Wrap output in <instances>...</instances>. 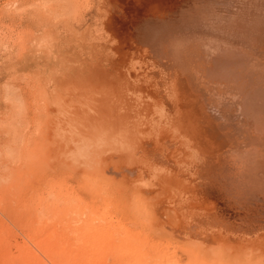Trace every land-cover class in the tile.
I'll use <instances>...</instances> for the list:
<instances>
[{
  "label": "rangeland",
  "instance_id": "obj_1",
  "mask_svg": "<svg viewBox=\"0 0 264 264\" xmlns=\"http://www.w3.org/2000/svg\"><path fill=\"white\" fill-rule=\"evenodd\" d=\"M248 1L0 0V264H264V203L240 211L256 230L245 240L219 222L237 207L214 216L197 187L240 171L252 187L264 168L245 125L256 107L264 120V32L224 38L247 49L253 70L237 47L229 55L250 79L220 76L221 54L198 48L207 27H178L169 44L147 31L196 2L211 26L264 15V0Z\"/></svg>",
  "mask_w": 264,
  "mask_h": 264
},
{
  "label": "bare ground",
  "instance_id": "obj_2",
  "mask_svg": "<svg viewBox=\"0 0 264 264\" xmlns=\"http://www.w3.org/2000/svg\"><path fill=\"white\" fill-rule=\"evenodd\" d=\"M162 1V0H161ZM248 1V0H247ZM250 1V0H249ZM249 1L247 2V3H249ZM258 1V0H257ZM164 2V1H163ZM169 2V1H168ZM186 2H187V0H186ZM245 2H246V0H245ZM244 2V3H245ZM252 2H253V0H252ZM259 2V1H258ZM260 3V2H259ZM262 3V2H261ZM164 4V3H163ZM251 4V3H250ZM253 4V3H252ZM244 5V4H243ZM259 5V4H258ZM162 6V5H161ZM251 6V5H250ZM255 6V5H254ZM177 7H178V5H177ZM182 6H180L179 5V8H177L176 10L174 9V11H164V12H162V10H161V13L159 14V16L157 17V18H152V19H150V22H153L152 24V27L149 29V30H147L149 33L148 34H150L149 36L151 37V36H154L153 38L151 37V38H149V39H152L153 41H157V44L158 43H168L169 44V42H171L169 39H171V38H168V37H170L171 36V33H175L176 32V28H181V29H183V30H188V28H190V27H192V28H196V30L197 31H199V30H201V29H204V27H207L208 28V30H210V32H211V34L213 33L214 34V36H211L212 37V41L211 42H207V43H205L204 42V38H201V36L200 37H197V36H195V37H197V40L199 41V40H202V42H201V44L203 45V46H198V48H201V51L202 52H204V53H206V54H208V51L209 52H211L210 53V55H211V57H215V56H212V55H215L216 53H217V55H216V57L217 56H219L220 54H221V58H213L214 59V62L216 63V62H219L220 61V63H225V69H222L221 71H223V72H221L220 71V73H219V71H217L219 74H221L220 76L222 77V76H224V75H227V74H229L230 76H231V78L232 77H234L235 78V75L237 74V69L239 68V71L240 72H242V73H238V75L240 74L241 76H242V74L243 75H245V71H246V73H247V71H250L249 70V68L251 67L252 68V70L253 69H255V67L253 66L254 64L252 63V61L251 62H249V61H247L248 59L247 58H249V56H247V57H245L246 55H244L243 56V54L245 53L246 54V50L247 49H245L244 50V53L242 52L243 51V49L241 48V47H239V48H241V49H238V44H239V41H235V42H238V43H234V42H230L229 40H228V42H226V41H224L225 39L224 38H226V37H232L234 34L235 35H237V36H241V35H249V37L252 35L251 33H254L253 32V30L255 31H260L261 33H263L264 32V15L263 16H261L260 14H258V12H257V16H255L254 15V13H253V11H251L252 13H250L251 15H248V16H250V17H252V18H259L260 16H261V19L259 18V19H254L253 21H249L250 19H246V18H250V17H244L243 15H240V14H243V13H241V11H240V14L239 15H237V14H229V15H227L226 17L228 18V16H229V18H228V21L226 20V19H224L223 17H222V21H220V22H218V18L215 20V24L217 25L216 27H214L215 26V24L214 25H212L211 26V22L214 20L213 19V17H210V16H207V17H205V16H203V18H202V11L200 12V10L203 8V7H201V4L199 3L198 4V2H196L195 4L193 3H191V7L188 9V10H182V8H181ZM246 7H247V4H246ZM251 7H253V6H251ZM166 9H167V7H165ZM214 8V7H213ZM230 8V7H229ZM233 8H234V6H233ZM240 8V7H239ZM241 8H244L245 9V7H241ZM258 8V7H257ZM256 8V9H257ZM264 8V7H263ZM169 9H171L170 7H169ZM169 9H167V10H169ZM252 9V8H251ZM255 8L253 7V9L252 10H254ZM245 10H247V9H245ZM248 10L250 11V8H248ZM237 11V10H236ZM150 12V11H149ZM167 12H171L172 14H174L173 16H172V18L170 19V14H169V16L166 18V19H164L163 18V16L164 15H166L165 13H167ZM215 12V11H214ZM226 12H227V10H226ZM235 12V11H234ZM248 12V11H247ZM187 13V14H186ZM213 13V12H212ZM260 15V16H259ZM255 16V17H254ZM259 16V17H258ZM163 18V19H162ZM199 19V20H198ZM223 19L225 20V22L223 21ZM161 20H163V21H166V20H169V23L167 22H165V23H160V24H158L157 25V23H159L158 21H161ZM252 20V19H251ZM221 22L222 23H226V22H228V25H227V28L225 29V27H226V25L225 24H221ZM149 25V24H148ZM261 25H263L262 27H261ZM221 27L223 28V30L222 31H220V29H221ZM149 28V27H148ZM176 29V30H175ZM139 30V29H138ZM175 30V31H174ZM203 31V30H202ZM201 31V32H202ZM181 32H183V31H181ZM251 32V33H250ZM200 33V31L197 33V34H199ZM146 35H147V32L145 33ZM145 34H143V35H145ZM163 34V35H162ZM251 34V35H250ZM255 35H257L256 34V32L254 33ZM159 35L161 36V37H159ZM202 35V34H201ZM158 36V39L156 38ZM264 35H262V37H263ZM148 37V36H147ZM248 37V38H249ZM252 37H254V35L252 36ZM168 38V39H167ZM229 39V38H228ZM250 39H251V37H250ZM254 39V38H253ZM264 39V38H263ZM151 40V41H152ZM172 40V39H171ZM152 41V42H153ZM168 41V42H167ZM182 41V40H181ZM240 41H241V39H240ZM244 42H245V40H243ZM242 41V42H243ZM247 41V40H246ZM249 41V40H248ZM243 42V43H244ZM249 42H253L252 40L251 41H249ZM200 43V42H199ZM261 43V42H260ZM155 44V43H154ZM251 44V43H250ZM249 44V45H250ZM252 44H254V47H256V48H258L259 46H260V44H259V46L257 47V45L255 46V43H252ZM251 44V45H252ZM246 45H248L247 43H246ZM170 46V45H169ZM235 46V47H234ZM262 47H263V45H261ZM237 47V51H239V53L241 52L242 53V58L243 57H245L244 58V60H246L245 61V63H248V64H250L251 63V65L249 66L248 64L246 65V64H243L242 66H240L239 64L240 63H238V61H237V58L239 57V56H237V58H236V56H235V58H233L232 57V55H229V53H231L230 51L231 50H233V48H234V51H236L235 50V48ZM253 47V46H252ZM197 48V47H196ZM259 50H260V47L258 48ZM263 49V48H262ZM261 49V50H262ZM221 50H222V52H221ZM240 50H242V51H240ZM249 51L250 50H248V53H249ZM264 51V50H263ZM238 53V52H237ZM252 53H254V52H252ZM219 54V55H218ZM232 54H233V52H232ZM251 54V53H250ZM202 55V54H201ZM234 55H235V53H234ZM239 55V54H238ZM241 55V54H240ZM256 54H254V55H252L253 57L255 56ZM210 57V58H211ZM220 57V56H219ZM260 56L259 55H257L256 56V58L257 59H255V57H254V59H255V61L257 62V60H258V58H259ZM239 59H241V58H239ZM251 59V58H250ZM253 59V58H252ZM253 59V60H254ZM260 60H262V59H260L259 58V61L258 62H261ZM264 60V59H263ZM262 60V63L264 62ZM222 61V62H221ZM243 60L241 59V62H242ZM239 62H240V60H239ZM257 62V63H258ZM220 63H217V64H220ZM243 63V62H242ZM262 63H260V65L262 64ZM186 64V63H185ZM188 64V63H187ZM264 64V63H263ZM190 65V64H189ZM216 65V64H215ZM215 65H213L214 67H215ZM221 65H223V64H221ZM258 65V64H257ZM257 65L255 64V66H256V69H257ZM187 66V65H186ZM248 66H249V68H248ZM264 66V65H263ZM263 66H260V68H263ZM188 67V66H187ZM254 67V68H253ZM215 68H217V66L215 67ZM219 68V67H218ZM222 68V67H221ZM224 68V67H223ZM251 70V71H252ZM259 70V69H258ZM262 69H260V71H261ZM213 72V71H212ZM252 72H259V71H252ZM249 73V72H248ZM217 74V73H216ZM250 74V73H249ZM252 74V73H251ZM250 74V75H251ZM254 74V73H253ZM262 74H264L263 72H262ZM247 75V74H246ZM245 75V76H246ZM249 75V76H250ZM237 76V75H236ZM244 76V77H245ZM248 76V75H247ZM248 76V77H249ZM258 76V75H257ZM256 76V77H257ZM216 78H217V75L215 76ZM247 77V78H248ZM263 77V76H262ZM215 78V79H216ZM222 78H225V76L224 77H222ZM230 78V79H231ZM238 78V77H237ZM250 78V77H249ZM261 78V77H260ZM259 78V79H260ZM264 78V77H263ZM263 78H262V82H263ZM245 79H246V77H245ZM244 78H243V80L244 81H246L247 82V80H245ZM251 79V78H250ZM249 79V80H250ZM227 80V79H226ZM228 80H229V78H228ZM230 81V80H229ZM231 81H232V79H231ZM230 81V82H231ZM252 81V80H251ZM259 82H260V80H259ZM250 83V82H249ZM262 86V85H261ZM235 88V87H234ZM256 89V88H255ZM255 89H252V90H255ZM259 89V87L257 88V90ZM262 89V88H261ZM234 90V89H233ZM252 90H250V91H252ZM260 91H263V90H260ZM237 92V91H236ZM244 91H242V93H243ZM248 92H249V90H248ZM247 92V93H248ZM264 92V91H263ZM246 93V92H245ZM255 93H257V91L255 92ZM254 93V91H253V95L255 94ZM257 94H259V92L257 93ZM237 95V94H236ZM240 95V94H239ZM243 95V94H242ZM250 95V94H249ZM264 95V94H263ZM263 95L261 94V96L263 97ZM230 96V95H229ZM233 96V95H232ZM236 97V96H235ZM242 97V96H241ZM244 97V96H243ZM249 97V96H248ZM254 97V96H253ZM252 97V98H253ZM257 97V96H256ZM258 97H260L259 95H258ZM251 98V97H250ZM247 100H249L248 98H246ZM239 100V99H238ZM252 100V99H251ZM254 100H252L251 102H253ZM258 101V100H257ZM240 103V102H239ZM251 104V103H250ZM253 104V103H252ZM233 105V104H232ZM239 105H241L242 107H244L249 113H250V111L248 110V107H247V103H244V102H241ZM254 105V104H253ZM223 108V107H222ZM242 109V108H241ZM241 109H240V107H239V110L241 111ZM251 109H252V107H251ZM253 110H254V112L253 111H251L252 113H254V119H252V121H249V123L247 122V124H245L247 127V129H248V127L249 128H253L252 129V132H251V134L253 133V134H255V135H258V140L259 139H261V140H263V142H264V120H262L259 116H258V114H261L260 113V111H261V107L260 108H258V107H256L255 109L253 108ZM246 112V111H245ZM240 113V112H239ZM241 113H242V111H241ZM247 113V112H246ZM225 114V113H224ZM242 114H244V112L242 113ZM248 114V113H247ZM240 115V114H239ZM245 115V114H244ZM244 115H240V116H244ZM262 115H264V114H262ZM255 116H256V118H255ZM246 117V116H245ZM244 117V118H245ZM247 117H249V116H247ZM251 118V117H250ZM249 118V119H250ZM243 119V118H242ZM245 123V122H244ZM242 125V124H241ZM244 128V127H243ZM245 131V130H244ZM250 134V132H249V135H251ZM255 137L254 135H251V137ZM263 137V139H262V137ZM246 137H247V135H246ZM253 137H252V139H253ZM256 139H257V137H255ZM132 139V138H131ZM250 140V139H249ZM258 140H257V143H258ZM260 141V140H259ZM263 142H261V146H258V144H257V146H255L254 147V149L252 150V151H249L252 155H255V156H259V158H261V159H263L264 160V148H262V145H263V147H264V143ZM160 143V142H159ZM164 143V142H163ZM158 144V143H157ZM166 144V143H165ZM142 145V144H141ZM162 145V144H161ZM120 147V146H119ZM259 147H261V150L260 149H258ZM160 148V147H159ZM139 149V148H138ZM239 150V149H238ZM140 151V150H139ZM137 152V151H136ZM153 152H154V150H153ZM237 152H239V151H237ZM248 152V151H247ZM242 153V152H241ZM240 154V153H239ZM134 156V155H133ZM168 157H170V155L168 154H166V158H168ZM152 159H153V156H152ZM252 164L253 165H255V167H258L257 166V164L259 165V164H262L261 162H253L252 161ZM160 165V164H159ZM132 168V167H131ZM117 172V171H116ZM254 172V173H253ZM244 173H245V171H240V173L239 172H237L236 173V176L235 177H232V178H226V177H223L224 178V180H225V183H222L221 184V180H220V177H218V176H209V177H200L199 176V174L198 173H196V176H195V178H197L198 176V179H202L201 181L202 182H199V183H197V187H200L199 188V190H200V193H201V195H199L200 196V198H202V199H204L205 197H208V198H210L212 201H215L213 204H215L216 203V207L218 208V210H217V212L216 213H214V216H217L218 214H220V213H227V211H228V209H229V207L231 206V207H237V209L236 208H231V212H232V214H231V216L229 215L228 217H224L225 219H221L219 222L222 224L223 223V225H224V223L225 224H227V225H229L228 224V222H234L233 224H234V226L232 225V227H235L236 228V230H235V233L237 232V233H239V232H244L243 234H241V235H244L245 233H248V232H251V233H248L247 234V236L249 237V236H251V238L253 237L252 235V233H255L256 232V230L255 229H253V228H251V222H250V220H247V218L246 217H244L243 216V214H242V216L240 215L241 214V212L240 211H251V212H253V210L254 209H257V210H254V212H256V213H258L259 211H261V209L260 208H255V207H257V205H259V207L264 203V168H261V169H258V168H255V170H253V171H251V176H250V178H252L251 180H250V182L252 181V184H254L252 187L251 186H249V182H248V184L246 183V182H241V180H243L242 178L244 177ZM133 173L131 172V175H132ZM249 175V174H248ZM226 178V179H225ZM249 178V177H248ZM246 180V179H245ZM247 181V180H246ZM242 184V183H244V184H242V186H243V190L241 189V190H238L239 192H237V188L239 187V184ZM144 185V184H143ZM238 186V187H237ZM140 187V186H139ZM138 188V187H137ZM242 188V187H241ZM138 189H142V187H140V188H138ZM250 190H254L255 192H256V194H254V196H251V195H247V193L249 194V191ZM139 191V190H138ZM196 191H198L197 189H196ZM195 191V192H196ZM243 191V192H242ZM198 195V194H197ZM207 195V196H206ZM233 195V196H232ZM234 195H235V197H234ZM248 197H249V199H251L252 201H254V202H251V204L249 205L248 203H247V201H248ZM199 198V197H198ZM199 198V199H200ZM208 198L206 199V200H208ZM232 198V199H231ZM183 199V198H182ZM194 200H196V199H194ZM256 200H258V201H260L259 203H255V201ZM189 201V200H188ZM209 201V200H208ZM198 202H199V200H198ZM207 202V201H206ZM234 202H235V204H234ZM210 203V202H209ZM212 203H210V204H212ZM187 204V203H186ZM234 204V205H233ZM208 205V204H207ZM233 205V206H232ZM210 206V205H209ZM212 206V205H211ZM215 206V205H214ZM214 206L212 207L213 209H214ZM241 210H240V209ZM261 208H264V206L263 207H261ZM212 209V210H213ZM214 211V210H213ZM216 211V210H215ZM211 213V212H210ZM213 213V212H212ZM217 214V215H216ZM245 214V213H244ZM213 215V214H212ZM218 217V216H217ZM192 224V223H191ZM238 224V225H237ZM187 225V224H186ZM197 225V224H196ZM193 226V225H192ZM192 226H190V227H185V228H187V229H184V231H186L187 230V234H188V232H189V230L191 231V234H193L194 233V237H195V235H197V232L195 231V230H193L192 229ZM253 226H255V228L257 227V225H253ZM252 226V227H253ZM190 228V229H189ZM189 229V230H188ZM232 229H234V228H232ZM193 230V231H192ZM199 231V230H198ZM174 232H176V233H180L179 232V230H175ZM207 232H208V230H207ZM203 233V232H202ZM210 233V232H209ZM230 233V232H229ZM183 234V233H182ZM207 236L206 235V233L204 234H202L201 235V232H200V238L199 237H195V238H199V239H203V237L202 236ZM214 235V234H213ZM212 234H211V236H213ZM230 235V234H229ZM239 235V234H238ZM198 236V235H197ZM232 236V235H231ZM246 234L244 235V236H240L242 239H245L246 237ZM257 237V236H256ZM207 238H208V236H207ZM235 238V237H234ZM210 239H212V237H210ZM231 239V238H230ZM246 239H248V238H246ZM245 239V240H246ZM249 239H250V237H249ZM207 240V239H206ZM205 240V243L206 242H208V241H206ZM234 240V239H233ZM226 241H228V239L226 240ZM235 241V240H234ZM198 246H199V244H197ZM202 245H204V244H202ZM194 249V248H193ZM193 249H191L192 251H193ZM192 253V252H191ZM196 254V253H195ZM197 255V254H196ZM199 255V254H198Z\"/></svg>",
  "mask_w": 264,
  "mask_h": 264
}]
</instances>
